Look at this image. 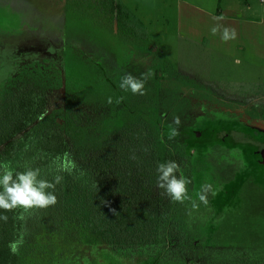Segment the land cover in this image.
<instances>
[{"label": "trees", "instance_id": "1", "mask_svg": "<svg viewBox=\"0 0 264 264\" xmlns=\"http://www.w3.org/2000/svg\"><path fill=\"white\" fill-rule=\"evenodd\" d=\"M90 1L95 5L84 12L99 16L122 36H139L128 24L123 3ZM58 74L59 69L53 74L25 64L0 82V162H10L17 171L39 167L49 180L55 175L50 167L55 157L68 152L78 165L72 175L63 174L58 203L33 209L26 225L14 219L21 209H0V215L9 217L0 221V264H264V241L236 233L242 220L230 222V233L220 235L230 213L241 216L247 210L236 197L242 186L254 183V167L242 156L252 145L236 140L234 132L254 138L253 129L236 120L218 119L205 129L185 120L179 136L169 139L165 134L175 127L177 107L167 114L154 108L155 115L141 95L135 105L116 104L118 91L100 100L75 76H69L59 107L51 108L48 95L62 87ZM104 81L115 87L111 76ZM213 157L223 160L224 167L240 164L233 180L237 185L227 198L199 202L204 183H210H202V173ZM168 160L178 162L192 180L188 191L199 205L192 213L199 218H191L189 208L185 215L182 203L157 187V165ZM205 207L208 213L215 211L212 220H205ZM25 228V243L19 254H12L9 242ZM113 252L120 257H112Z\"/></svg>", "mask_w": 264, "mask_h": 264}, {"label": "rangeland", "instance_id": "2", "mask_svg": "<svg viewBox=\"0 0 264 264\" xmlns=\"http://www.w3.org/2000/svg\"><path fill=\"white\" fill-rule=\"evenodd\" d=\"M117 1L125 5L130 15L128 24L138 37L122 36L99 16L84 12L95 5L90 0H0V35L10 44L22 42V47L30 44L25 46L27 49L22 51L18 62L53 70V74L65 64L66 84L69 76H75L92 87L94 98L101 100L110 92L117 95L118 91L119 97H124L123 103L135 105L137 95L123 91L118 86L120 80L128 73L140 77L151 70L153 75L145 85L147 94L141 98L152 114L156 115L157 110L167 114L174 106L182 107L185 100L190 102L193 89L203 98L194 97L189 110L193 111V121L202 127L234 115L246 126L264 128V0ZM25 11L35 14L27 23L32 33L30 39L20 29ZM218 16L224 17L219 21L224 27L236 29L235 40L225 42L220 34H211L210 29L217 23L214 17ZM88 59L97 60L101 66L91 65ZM14 70L12 65L11 73ZM106 75L111 76L115 87L104 81ZM71 86L69 83L68 88ZM62 88L50 92L49 107H59L64 100L66 85ZM251 111L254 117L249 119ZM180 120L184 122L183 116ZM165 136L169 137V133ZM235 138L248 139L244 133H236ZM222 163L223 160L214 157L207 160V168L202 173V183L210 182L204 183L202 193L206 203L227 198L233 180L239 175L236 174L241 169L239 163L234 165L236 172H232L233 166L226 171L228 167ZM194 182L200 183L197 179ZM189 195L192 197V192ZM250 204L254 208L245 207V214L230 213L225 218L222 237L230 233V222L239 224L242 220L236 233L249 240L264 241V193L256 195ZM187 208L191 218H199L192 213L191 201L181 204L185 215ZM208 210L205 207L203 211L206 221L216 215L215 211L208 213ZM115 254L120 257L115 252L111 256Z\"/></svg>", "mask_w": 264, "mask_h": 264}, {"label": "clouds", "instance_id": "3", "mask_svg": "<svg viewBox=\"0 0 264 264\" xmlns=\"http://www.w3.org/2000/svg\"><path fill=\"white\" fill-rule=\"evenodd\" d=\"M217 21L210 31L213 36L220 34L221 39L225 42L235 40L237 32L235 28L224 27L219 21L224 19L223 16L214 17ZM153 75L151 70L142 73L140 77H136L131 73L124 75L119 83V87L125 91H130L133 95H146V83ZM124 97L115 100L116 104H120ZM108 104L113 103V98L108 97ZM173 127L169 133V139L179 136V128L181 120L179 116L174 117ZM50 167L54 168L55 175L52 179L42 177V170L39 167L26 166L25 170H15L10 162H0V209L4 212H11L21 209L14 219L24 222L30 218L33 209H46L58 203L57 186L64 180V173L72 175L78 165L70 153L65 152L63 156H57L52 161ZM158 179L157 187L162 191V195H166L173 202L184 203L191 201L193 208L198 205L189 195L188 186L192 180L183 174L181 166L174 160H168L157 165ZM199 199L206 202V197L201 194ZM7 215H0V221L7 222ZM27 229L18 233V238L9 242V249L12 254H19L21 246L25 243Z\"/></svg>", "mask_w": 264, "mask_h": 264}, {"label": "flooded vegetation", "instance_id": "4", "mask_svg": "<svg viewBox=\"0 0 264 264\" xmlns=\"http://www.w3.org/2000/svg\"><path fill=\"white\" fill-rule=\"evenodd\" d=\"M6 4H8L7 1H6ZM34 16H35V14L33 12L25 11L24 16L22 17V23H24L22 27H24V28L21 27L20 29L22 32L27 34L28 39H30V35H32V33L28 29L27 23L29 21H32L34 19ZM5 20L6 19H4V18L2 19L3 22ZM0 21H1V19H0ZM0 24H1V22H0ZM2 35H0V51H1L2 46L6 45V44H10V42H7L3 39ZM21 43L22 42H20V44H17V43H11V44L21 45ZM25 46L30 47V44L29 43L23 44V47L21 48V50L13 56L4 57V56H2V54H0V82L6 76H10L13 73H17V72L19 73L21 71V69L25 66L26 63L22 64V61L18 62V59H21V55L23 54L22 51L27 49V48H25ZM63 50H64V48L62 49V52H63ZM12 65L14 66L15 70H14V72L11 73ZM7 66L11 67V68L9 69V68H7ZM51 72H53V70H51ZM59 75L61 77V86L64 88V85H66V78H67L66 66L59 68L58 78H59ZM61 88H58V89H61ZM194 97H196L198 100L203 98L202 95L199 94V96H198V94H196V92H194L193 89H191V95L189 98L190 102L185 100L186 103H184L182 105V107L177 106L178 109L176 112V116H179V117L183 116L184 122H182V123H186L185 120L188 121V123H191V122L195 123L193 121V111L189 110L190 103L193 102ZM255 110H257V109H255ZM235 115H237V114H235ZM238 115L240 116L241 113H239ZM247 117H249V119H250V117L253 118L254 112L251 111L250 116L248 115ZM214 118L215 117H213V119ZM216 118H218V117H216ZM223 120H225V121H227V120L228 121H231V120L238 121L237 117H235L234 115L230 116L229 118L225 117V118H223ZM238 122H240V121H238ZM240 123H242V122H240ZM242 125L244 127L251 128L255 131L254 138H249L244 132H234V137H235L236 133H244L246 135V137L248 138L247 140H239V139L235 138L236 140L246 142V143L252 145L251 150H249V149L248 150H245V149L242 150L243 151L242 156H243V160L245 161V163L247 165H249V166L252 165L254 167V183H247L245 186H242L240 188V189H242L241 193L238 194V196L236 197L237 201H238V199H241L242 203H243V207L244 208L247 207V209H248L249 207L254 208V206L250 204V200L253 199L256 195H260V193H264V128L262 127V128L256 129V128H253L250 126H246L243 123H242ZM202 128L205 129L204 127H202ZM202 135L204 138L208 137L207 132L206 133L203 132ZM250 141H252V142H250ZM229 166H233V165L226 166V167H228L226 169V171L230 170ZM232 172H236L235 166H233ZM236 174L240 175V172L237 171ZM236 185H237V183H233V186L236 187ZM232 192H234V190L231 189L229 192V195ZM255 213H257L256 210L254 211V214Z\"/></svg>", "mask_w": 264, "mask_h": 264}, {"label": "water", "instance_id": "5", "mask_svg": "<svg viewBox=\"0 0 264 264\" xmlns=\"http://www.w3.org/2000/svg\"><path fill=\"white\" fill-rule=\"evenodd\" d=\"M21 45H17V44H7L2 46L0 54H2V56L4 57H9L12 56L13 54H16L17 52H19V50H21Z\"/></svg>", "mask_w": 264, "mask_h": 264}]
</instances>
